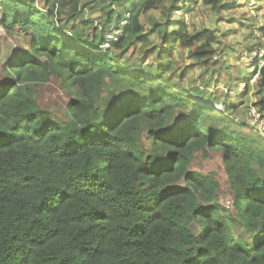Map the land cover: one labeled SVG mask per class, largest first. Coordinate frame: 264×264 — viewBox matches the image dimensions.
<instances>
[{"label": "trees", "instance_id": "1", "mask_svg": "<svg viewBox=\"0 0 264 264\" xmlns=\"http://www.w3.org/2000/svg\"><path fill=\"white\" fill-rule=\"evenodd\" d=\"M191 2L0 0L7 31L31 37L0 79V264H264V143L228 117L229 93L223 113L188 86L229 68L215 29L174 17ZM53 78L66 117L37 101ZM254 91L261 112L264 67ZM197 152L222 153L234 214Z\"/></svg>", "mask_w": 264, "mask_h": 264}, {"label": "rangeland", "instance_id": "2", "mask_svg": "<svg viewBox=\"0 0 264 264\" xmlns=\"http://www.w3.org/2000/svg\"><path fill=\"white\" fill-rule=\"evenodd\" d=\"M224 2L229 5L230 8L221 13L223 14L222 20L218 19L221 15L210 10V7L200 0L198 3H188V8L177 11L174 16L177 19L182 18L190 29H193L190 24L192 22L195 23L196 29L200 26L215 29L222 40L219 46L224 50H228L225 56L229 68L226 70V66L223 65L222 69L218 71V74L221 75L219 77L220 81L217 84L213 83V77L208 76L207 72L202 73V68L199 66L196 69L195 77L197 78V74H200V76H208L211 81L210 89L204 85L200 86L197 82L195 84L188 82V86L193 87V89L201 87L206 98L218 97L221 101L218 103L219 109L223 111V113L226 111L222 102L226 99L225 93H229L230 98H228V100L231 99L233 103H239L240 105L233 113L229 112L227 114L228 117L235 120L238 124L244 125V130L249 132V134L261 136L260 138L264 143V110L260 112L257 106V111L260 113L257 116L259 122L256 124L253 121L254 117L251 109L255 107L254 102L257 100L254 91L257 80L254 81L252 79L250 82H248L249 80H245L247 78L249 79L255 70L252 62L248 58L252 56V51L262 44V40L256 37L255 32L264 24V5L263 8L259 6V4L264 3V0H224ZM38 6L42 8L40 3ZM161 13V10H155L152 11L151 14L162 17L163 14ZM1 16H3V11L0 5V20ZM94 16V18L98 19L100 13L96 12ZM144 20H146V18ZM15 27L16 29L14 32L10 33L0 26V79L4 75V63L17 55L19 51L29 49V41L31 40L30 35L19 30L18 25H15ZM251 32H253V34H251ZM153 38L155 39L156 37L153 36ZM248 44L249 47L246 49ZM217 45L216 43L215 46ZM232 47L235 48L236 51L231 49ZM176 49L173 55L178 58V62L181 64L185 61L186 64L190 65L192 59L186 56L182 58L180 54L181 50L178 49V47ZM181 52L185 53L183 50ZM221 58H216V60L218 64L222 66L224 60ZM192 72L193 70H188V73ZM243 81H245V83L248 82L247 89ZM36 90L37 101L43 108L49 109L56 117H66L67 103L70 96L67 94L66 90L61 87L60 81L57 78H53L45 86L37 87ZM246 90L248 91L247 94L245 93ZM194 98L198 100L201 97L194 93ZM143 145L146 147L149 145V140L146 135L143 138ZM209 153V155H205L202 152H197L192 164V169L205 175H214L216 180L220 183L218 197L220 198V202L223 203V200L226 198H233L228 173L223 161V155L220 152ZM223 211L227 213L225 210ZM234 212L235 211L231 210L229 214H234ZM241 230L243 229L239 227L238 231Z\"/></svg>", "mask_w": 264, "mask_h": 264}, {"label": "built area", "instance_id": "3", "mask_svg": "<svg viewBox=\"0 0 264 264\" xmlns=\"http://www.w3.org/2000/svg\"><path fill=\"white\" fill-rule=\"evenodd\" d=\"M0 26L2 28H4L3 24L1 23V20H0ZM255 33H256V37H258V39L259 38L260 39L262 38L261 32L259 30H256ZM107 45H109V44H107ZM251 54H252V56H250V61L251 62L254 61V60L256 62L258 61V67H257L258 69H257V71L254 74V80H256V79L258 80V79L261 78V68L264 67V44L262 43L260 46H258L257 48H255L252 51ZM217 107H219V105H217ZM251 109L253 111V117H254L253 118V121H254V123L257 124L259 122V119L257 118V116L259 115L260 112L257 111L258 110V107L256 105H255V107H252ZM226 203H227V205L229 207L230 206V201L227 200Z\"/></svg>", "mask_w": 264, "mask_h": 264}, {"label": "clouds", "instance_id": "4", "mask_svg": "<svg viewBox=\"0 0 264 264\" xmlns=\"http://www.w3.org/2000/svg\"><path fill=\"white\" fill-rule=\"evenodd\" d=\"M262 7H263V4L261 5ZM5 28V27H4ZM6 29V28H5ZM7 30V29H6ZM1 35V34H0ZM108 46V45H107ZM257 67H258V65H257ZM257 67H254V69L257 71ZM253 80H254V75H253V78H252ZM257 80V79H256ZM255 81V80H254ZM217 105H219V104H217ZM217 105L215 104V106H216V108L217 109H219V107H217ZM220 110V109H219ZM219 198V197H218ZM227 200H229L230 201V206L228 207V205H227V203H226V201ZM219 203L221 204V206L224 208V210L226 211V212H231V210H235V203H234V196H233V198H226L225 200H223V203H221L220 202V198H219Z\"/></svg>", "mask_w": 264, "mask_h": 264}, {"label": "crops", "instance_id": "5", "mask_svg": "<svg viewBox=\"0 0 264 264\" xmlns=\"http://www.w3.org/2000/svg\"><path fill=\"white\" fill-rule=\"evenodd\" d=\"M252 2V1H251ZM264 5V3H262ZM259 6H261V4H259ZM262 7V6H261ZM263 8V7H262Z\"/></svg>", "mask_w": 264, "mask_h": 264}]
</instances>
